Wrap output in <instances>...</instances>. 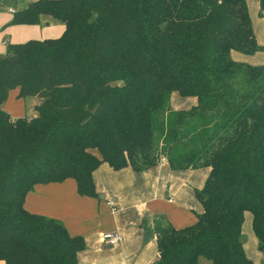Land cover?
Masks as SVG:
<instances>
[{
	"label": "trees",
	"instance_id": "16d2710c",
	"mask_svg": "<svg viewBox=\"0 0 264 264\" xmlns=\"http://www.w3.org/2000/svg\"><path fill=\"white\" fill-rule=\"evenodd\" d=\"M259 11L264 0H258ZM50 16L54 38L7 43L0 54V261L81 264L83 239L24 209L37 184L73 180L96 198L93 171L207 169L201 207L181 229L156 221L153 264H252L244 212L264 256V64L233 60L256 43L246 0H34L11 24ZM37 96L34 114L11 118L8 91ZM171 93L194 97L170 109Z\"/></svg>",
	"mask_w": 264,
	"mask_h": 264
},
{
	"label": "crops",
	"instance_id": "0c3cea01",
	"mask_svg": "<svg viewBox=\"0 0 264 264\" xmlns=\"http://www.w3.org/2000/svg\"><path fill=\"white\" fill-rule=\"evenodd\" d=\"M31 1L34 0H14L13 5L0 9V54L7 43L54 38L61 34L63 25L50 16H40L37 24L10 23L12 14ZM248 1L253 3L255 0H246V5ZM250 25L256 43L263 49L251 54L234 51L230 52V57L250 65H263L264 8L254 21L250 17ZM15 90L14 98L21 101ZM8 94L9 91L7 97ZM182 102H188V106L182 108L187 109L195 104V98L191 102ZM206 175L207 169L204 168L171 171L163 160L139 173L130 168L113 171L106 164H101L92 173L96 198L78 196L74 181L68 179L33 186L26 194L23 206L29 213L60 221L69 236L81 237L84 249L77 254L81 264H153L158 258L155 236L147 229H151L156 221L169 224L174 229L192 225L201 212L193 191L201 188ZM107 201L112 202L113 213L106 205ZM243 221L247 222L245 230L248 236L242 243L244 255L252 264H259L264 256L257 249L248 212H244ZM107 232L119 233L121 242L113 246L100 243V234ZM143 232L152 235L144 245ZM0 264L4 263L0 261Z\"/></svg>",
	"mask_w": 264,
	"mask_h": 264
},
{
	"label": "rangeland",
	"instance_id": "374dc122",
	"mask_svg": "<svg viewBox=\"0 0 264 264\" xmlns=\"http://www.w3.org/2000/svg\"><path fill=\"white\" fill-rule=\"evenodd\" d=\"M13 1L14 0H0V9H6V7H8L9 5H13ZM257 5L258 2L257 0L253 1V3L251 1H248L246 7H247V13H248V17L250 20L251 17V21H254L257 16H258V12L259 10H257ZM234 52V51H232ZM15 89L9 91L8 97L6 98V100L3 102V104L1 105V108L5 111H7L10 115H23V116H30L33 115L35 110H34V106L36 104L39 103L40 99L37 96H25L22 98L21 101H18V99H15ZM183 101H194L193 97H178V95L176 93H171L170 97L168 99V107L170 109H182L184 107H187L188 102L183 103ZM247 214V213H246ZM247 224V222L243 221L242 222V226H241V241L242 243L245 242V240L247 239V232L245 230V225ZM257 251V250H256ZM264 259V258H263ZM261 262L259 264H264V260H260ZM197 264H210V262L208 260H206L203 257H198L197 259Z\"/></svg>",
	"mask_w": 264,
	"mask_h": 264
},
{
	"label": "built area",
	"instance_id": "2783aa9c",
	"mask_svg": "<svg viewBox=\"0 0 264 264\" xmlns=\"http://www.w3.org/2000/svg\"><path fill=\"white\" fill-rule=\"evenodd\" d=\"M9 11L12 12L13 10L9 9ZM106 205L110 208V211L113 213L115 209L112 205V202L107 201ZM121 240H122V237L117 232H107V233L100 234L99 236L100 243L106 246H113V245L119 244Z\"/></svg>",
	"mask_w": 264,
	"mask_h": 264
},
{
	"label": "water",
	"instance_id": "95a60500",
	"mask_svg": "<svg viewBox=\"0 0 264 264\" xmlns=\"http://www.w3.org/2000/svg\"><path fill=\"white\" fill-rule=\"evenodd\" d=\"M152 238V235L147 233V232H143L142 233V244H146L150 239Z\"/></svg>",
	"mask_w": 264,
	"mask_h": 264
}]
</instances>
